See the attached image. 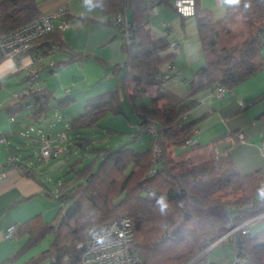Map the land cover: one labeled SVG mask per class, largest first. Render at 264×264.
<instances>
[{"label": "trees", "instance_id": "trees-1", "mask_svg": "<svg viewBox=\"0 0 264 264\" xmlns=\"http://www.w3.org/2000/svg\"><path fill=\"white\" fill-rule=\"evenodd\" d=\"M171 4V0H92L91 6L109 17L107 23L113 24L117 15L128 20L132 41L122 43L126 59L119 67L117 86L88 98L84 112L69 121L64 139L72 134L84 146L89 140L80 135L83 130L97 126L108 112L129 120L125 109L138 119L135 137L141 132L151 137L140 151L127 145L93 150L97 158L82 167L78 166L81 159L71 162L55 191L43 184L44 196L61 207L49 222L37 215L16 225L12 238H24L17 254L51 235L46 249L21 264H76L89 232L124 215L134 232L130 250L140 264H214L206 262L204 251L231 227L243 223L246 232L240 229L216 245L231 244L234 258L242 259L239 264H264V229L252 233L247 228L252 222H264V199L258 194L264 178L256 172L241 174L228 153L217 151L218 141L195 142L198 119L187 120L194 94L216 87L233 90L264 69V0L228 5L218 20L196 8L193 17L203 64L183 98L169 92L159 76L175 55L167 51L168 37H154L148 26L153 6ZM41 14L35 0H0V31L11 32ZM53 45L56 50L64 48L55 30L37 40L31 50ZM71 54L70 60H75L76 53ZM86 58L80 56V60ZM45 92L41 87L22 95L29 100L25 107H41L40 102L48 99ZM144 97L149 105L137 103ZM187 97L190 100L185 102ZM150 123L155 126L153 132L147 129ZM229 134L234 133H227L222 142H228ZM177 148L184 150L176 154ZM161 197L166 205L163 211L158 203Z\"/></svg>", "mask_w": 264, "mask_h": 264}, {"label": "crops", "instance_id": "crops-1", "mask_svg": "<svg viewBox=\"0 0 264 264\" xmlns=\"http://www.w3.org/2000/svg\"><path fill=\"white\" fill-rule=\"evenodd\" d=\"M35 2L43 14L65 6L67 12L62 19L68 22V27L57 29L61 19L55 21V31L59 32L64 48L55 50L42 61L43 72L39 81L48 99L40 102L41 107L26 108L24 103L29 100L15 96L25 84V72L18 66L28 63L36 49L20 60H0V137L6 140L0 143V172L4 173L0 178V264H8L12 260L21 264L33 256L17 254L24 238L1 236L8 227L37 215L49 222L61 207L43 194V184L49 186L41 165L49 161L37 157L38 148L46 140L59 146L62 149L60 154H64L66 150L69 152V142L74 136L67 134L64 139L67 143L62 146L64 141L59 143L48 133L26 135V129L43 123L48 110L59 111L64 123L69 125V121L76 117L73 116L75 112L80 107L85 108L88 98L117 86L121 74L119 67L126 59L117 27L107 23L109 17L97 7L85 4V0ZM227 7L222 0H196V8L207 11L214 20L222 18ZM130 15L128 12V19H131ZM148 16L153 36L167 35L169 42L177 45L173 60L163 67L164 73L171 75L163 85L172 94L183 98L187 96L190 81L203 64L196 20L193 16L177 14L172 4L161 5ZM73 52L76 58L70 60ZM81 55L88 58L80 60ZM50 60L53 66H48ZM190 98L195 103L187 114V120L198 119L193 140L201 144L218 141L217 151L228 153L241 174L256 172L264 178V150L261 147L264 140V69L233 90H225L222 96L212 89L198 92ZM190 98L187 97L185 102ZM231 132H242L244 140L233 144L222 142V138ZM22 138L29 141L24 143ZM9 157L13 158L10 162L7 161ZM247 228L256 233L264 229V222H252ZM20 255L23 256L18 258Z\"/></svg>", "mask_w": 264, "mask_h": 264}, {"label": "built area", "instance_id": "built-area-1", "mask_svg": "<svg viewBox=\"0 0 264 264\" xmlns=\"http://www.w3.org/2000/svg\"><path fill=\"white\" fill-rule=\"evenodd\" d=\"M172 6L176 13L182 17H191L195 14L196 0H174ZM156 8V6H153L149 14L154 13ZM66 12V7L62 6L53 12L41 14L38 18L11 32L3 33L0 31V60L6 58L20 60V58L26 56L37 40L56 30L55 21L58 19H61V21L57 29L61 30L68 27V22L62 19L66 15ZM113 25L117 27L122 43L124 45L130 44L132 41V32L128 20L122 15H117L113 18ZM56 49V45L46 50L37 49L30 55L28 63L19 64L18 69H22L25 72V84L24 88L15 95L16 97L41 89L39 79L43 72L42 61L45 57L54 53ZM167 51L177 53L176 43L170 42ZM48 66H53L52 60L48 62ZM176 75H178V73ZM160 77L165 81L170 79L171 75L169 73H162ZM215 91L218 96H222L224 89L222 87H217ZM239 104H242V102H239ZM147 129L149 132H153L155 129L154 124L150 123ZM62 139H64V134L62 137H59L57 141H61ZM226 140L230 143L243 141L244 134L242 132H236L232 135L229 134ZM5 141L4 137H0V143H5ZM189 142L190 140L187 141V143ZM261 147L264 150V140ZM155 148L156 146H154V149ZM61 152L62 149L59 146H53L51 142L45 140L41 144L39 157L46 161L49 160L51 156H58ZM11 160L12 158L9 157L7 161L10 162ZM3 176L4 173L0 172V178ZM244 224L245 223L231 227L219 240L234 235L235 232L240 229L246 232V228H243ZM15 228L16 225H11L1 236L11 239ZM133 236L134 232L131 220L125 215L115 220L102 223L91 230L87 241L83 245H80V247H82V253L76 264H140L141 259L130 250ZM240 262H242V259L235 257L232 264H239Z\"/></svg>", "mask_w": 264, "mask_h": 264}, {"label": "rangeland", "instance_id": "rangeland-1", "mask_svg": "<svg viewBox=\"0 0 264 264\" xmlns=\"http://www.w3.org/2000/svg\"><path fill=\"white\" fill-rule=\"evenodd\" d=\"M138 103L147 105L149 104V99L147 97H144L142 99H139ZM77 105L79 106V103ZM84 109L80 107V109H78V111H76L73 116L80 115L82 112H84ZM125 111L126 115L128 114L130 121L126 118V116L124 117L123 115H115L110 112L105 113L99 118L97 126L85 129L80 133V135L88 139L89 142L84 143V146H80L76 143V140H74V137L72 136L73 138L69 142V152H67L66 150V153L60 154L58 157H55L49 162L41 165L42 174L44 175V177L48 178V186L50 189L55 191L57 180L63 178V176L67 172L68 165L74 160H82V163L78 165L80 167L91 162V160H95V158H97V152L93 150L101 148L115 149L119 146L127 145L128 147L140 151L148 145L149 138L151 137V135L146 132H141L135 137L134 132L138 130V119L128 109H125ZM67 127L68 125L64 123V117L59 115V111L48 110L47 116L44 118V122L40 124L36 123V125H33L31 127L28 126V128L26 129V135H35L36 133H48L51 137L56 138V140H58L59 137L63 136L64 131ZM22 141L24 143H27V141L29 140L22 138ZM63 141L64 139L58 142L60 143ZM65 141L62 143V146L67 143ZM183 150L184 148H177L175 153L179 154ZM100 156L101 155H99V158ZM77 164L79 163L77 162ZM50 236L48 235L47 237H45L42 241H40V243L28 250L23 255L29 257L46 249L49 246ZM220 241L223 240H217L214 245H216ZM206 250L204 251V253H207V263L210 262L214 264H229L232 260H234L233 246L231 244H228L227 242L220 243L214 246L209 250V252H206ZM23 255L18 256V258ZM19 263L20 262L18 260H12L8 262V264Z\"/></svg>", "mask_w": 264, "mask_h": 264}, {"label": "clouds", "instance_id": "clouds-1", "mask_svg": "<svg viewBox=\"0 0 264 264\" xmlns=\"http://www.w3.org/2000/svg\"><path fill=\"white\" fill-rule=\"evenodd\" d=\"M91 3H92V0H85V4L91 5ZM222 3H225L227 5H239L240 0H222ZM258 194L262 199H264V188L259 189ZM158 203L161 205V211H163L164 208L166 207V205L164 204V198L161 197L158 200Z\"/></svg>", "mask_w": 264, "mask_h": 264}, {"label": "water", "instance_id": "water-1", "mask_svg": "<svg viewBox=\"0 0 264 264\" xmlns=\"http://www.w3.org/2000/svg\"><path fill=\"white\" fill-rule=\"evenodd\" d=\"M214 244H215V243H214ZM214 244H213L212 246H214ZM212 246L209 247V248H207L206 252L209 251V250L212 248Z\"/></svg>", "mask_w": 264, "mask_h": 264}]
</instances>
